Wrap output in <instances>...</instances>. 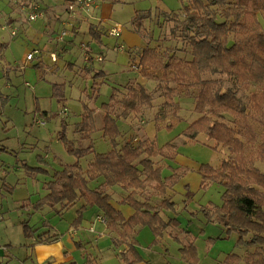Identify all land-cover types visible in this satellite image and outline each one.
<instances>
[{
    "label": "rangeland",
    "instance_id": "obj_1",
    "mask_svg": "<svg viewBox=\"0 0 264 264\" xmlns=\"http://www.w3.org/2000/svg\"><path fill=\"white\" fill-rule=\"evenodd\" d=\"M67 1L0 2V264H38L34 257L28 258L27 246L31 240L23 236L22 223L25 221L37 229L36 235L47 231L50 235L56 233L66 248H74L79 239L94 243V236L79 232L78 227V231L73 232L74 228L69 225V219L76 218L73 211L65 213L62 218L49 208L35 212L31 205L47 194L45 184L54 172L76 161L68 148L87 147L88 141H83L78 133L83 106L96 111L98 128L91 135L93 152L105 153L111 146L102 137L100 107L109 103L113 88L135 83L145 86L153 97V105L128 119H122L115 107L113 112L122 133L118 142L132 139L138 142L146 138H155L158 146L170 142L176 146L181 162L174 163L185 171L172 198L175 211L165 215L177 218L180 226L168 229L157 243H153L155 237L148 227L138 228L139 251L143 257L152 258L150 263L141 260L138 264H187L179 250L190 244L196 248L199 264H222L228 254L244 256L252 252L253 248L237 246V234H227L221 223H207L200 211L209 203L220 205L223 188L220 184H212L208 190L202 191L197 168L201 164L219 167L222 160L231 155L230 151L223 147L213 150L214 143L203 135L196 141L184 136V130L198 115L193 112V99L179 93L175 94V100L181 107V120L172 122L175 124L171 128L156 130L155 115L165 99V85L158 80L144 78L137 65V55L148 46L160 51L181 47L179 32L175 38L172 35L174 25L168 20L170 12H179L177 16L184 18L182 5L185 0H93L94 6L86 17L82 15L80 21L100 22L104 34L100 40L94 41L87 32V25L83 26L80 35L68 38L71 42L68 50L58 51L54 65L49 58L54 46L49 40L51 26L48 22L54 20V14L62 16L65 13ZM35 7L47 18V27L42 21H27ZM138 11L151 14V18L144 22L145 31L139 36L131 27V20ZM257 18L264 31V15L259 12ZM114 25L122 28V38L115 39L109 35ZM131 41L137 47L131 48ZM81 44L86 47L92 62L85 61V51H80ZM119 46L123 50H118ZM32 51L44 52L41 58L44 65L39 66L36 56L32 61H26L27 54ZM177 55L183 57L184 54L178 52ZM98 57L102 62L96 61ZM49 69L51 73L46 72ZM95 74L102 76L94 78ZM219 78L205 76L208 80ZM225 83L231 85L227 81ZM170 87L174 88V84ZM253 90L240 93L245 105H248V96ZM257 132L259 142L264 141V132L259 128ZM93 155H86L81 166L86 167ZM255 165L264 171L263 163L256 160ZM169 174L167 169L163 170V176ZM209 238L215 240L209 242ZM98 240L93 245L105 250L109 239L102 237ZM93 249L96 253V248ZM81 252L78 249L74 251V259L79 264L85 261H82ZM90 252L93 253L92 250ZM106 256L103 254L101 264H121V260ZM52 261L42 264H51Z\"/></svg>",
    "mask_w": 264,
    "mask_h": 264
},
{
    "label": "trees",
    "instance_id": "obj_2",
    "mask_svg": "<svg viewBox=\"0 0 264 264\" xmlns=\"http://www.w3.org/2000/svg\"><path fill=\"white\" fill-rule=\"evenodd\" d=\"M182 12L183 19L177 16L179 12H170L168 20L174 25L175 38L179 32L181 47L160 51L148 46L137 56L140 74L165 85L155 129L171 128L181 120L176 93L193 99V112L198 117L186 127L184 136L196 141L203 135L214 143L213 150L223 147L231 153L219 167L199 166L202 191L212 184L223 188L221 204L209 203L200 211L207 223L219 222L227 234H237V246L253 248L244 256L228 254L222 264H264V171L255 165L256 160L264 164V141L259 142L257 132L258 128L264 132V31L257 18L259 12L264 15V0H185ZM150 18L149 11L136 12L131 20L133 31L143 33L144 22ZM90 33L92 40L99 38L92 25ZM207 75L220 78L208 80ZM99 76L102 74L94 78ZM251 89L245 105L240 93ZM152 105L153 97L142 83L112 89L109 103L100 107L102 137L111 146L105 153L93 152L91 135L98 128L96 111L84 105L78 133L88 141L87 147L68 148L76 161L54 172L45 184L47 194L31 205L35 212L49 208L61 216L82 201L74 227L80 224L85 209L95 208L114 235L115 247L126 245V251L118 254L124 264L141 262L136 250L137 228L148 227L155 237L153 243H157L166 230L180 225L177 218L164 215L175 211L174 187L185 172L174 163L176 146L170 142L158 146L155 138L118 142L122 133L113 112L115 107L122 119H128ZM90 153L94 154L92 160L82 167L81 160ZM164 169L170 172L168 176H163ZM114 188L122 191L119 203L133 210L128 219L111 204ZM22 231L25 239L33 240L28 248L52 243L57 237L49 231L36 235L37 229L27 221L22 223ZM75 245L84 250L79 243ZM179 251L187 264H199L194 244ZM82 256L83 264H96L89 253Z\"/></svg>",
    "mask_w": 264,
    "mask_h": 264
},
{
    "label": "crops",
    "instance_id": "obj_3",
    "mask_svg": "<svg viewBox=\"0 0 264 264\" xmlns=\"http://www.w3.org/2000/svg\"><path fill=\"white\" fill-rule=\"evenodd\" d=\"M65 10H66V8H65ZM54 15H55L54 20H52V22H50V21L48 22V24H50V26H51V29H49L50 30L49 31V40H50V43L54 46V51L49 52V58H50L51 62H53L54 65L57 62V58H58V54H59L58 51L59 50L61 52L67 51L70 44H71V42L68 41L69 40L68 38L70 37V35H73L75 37L80 35L82 33L83 26L87 25V32L89 33V35L91 34L90 33V26L92 25L93 27L96 28V32H97L99 38L97 40H94V41L100 40V36H102L104 34L103 28H102L100 22L94 23V24L93 23H87L88 19L86 22L80 21L81 18L86 17V16H83V17H82V15L76 16L75 19H71L68 21L67 20L68 19L67 11H65V13H63L62 16H59L58 14H54ZM43 20H41V21L44 23V27L45 26L47 27V22H46L47 18L45 19V17L43 16ZM84 20H86V19H84ZM34 22H38V21H34ZM34 22H30V23H34ZM63 28L66 30V35H65L63 41L59 42L57 40V36ZM133 33H135V32H133ZM137 35L139 36V34H137ZM120 38H122V34H121ZM0 45H2V44H0ZM130 45H131V48L137 47V44L132 43V41H131ZM131 48H129V49H131ZM80 51L81 52L85 51V53L87 55L89 54V52L86 50V47L82 48V44L80 45ZM43 53H44L43 51H39L38 55H36V57H38L37 61L39 63V66L44 65L41 61ZM52 54L55 55V60L51 59ZM46 72L51 73L52 71L49 69ZM175 163L181 164V162L179 161V155L178 154H177V157L175 159ZM165 165H167V164H165ZM198 168H197V171H198ZM174 191L176 193V186L174 187ZM121 193H122V191H120L119 188H114V191L112 192L111 204L116 210H118L123 215V217L125 219H128L133 214V210L131 208H129L128 206L121 205L119 203V200L121 199ZM82 205H83L82 201L77 202L72 208H70L69 210L65 211L62 214V218L65 216V213H69V211H73V213L76 215L75 217L77 218V213H78L79 209L82 207ZM166 214L167 213H164V215H166ZM98 216H100V215L96 211L95 208H87L82 213V220H81L80 224L77 226L80 229L79 232H83L89 236H94V240H95L94 243H91L88 240L80 241V239L77 242H75V243H79L80 246H82V248L84 249L81 252L82 261L84 259L82 254H84L86 252L89 253L90 255H92L93 258H95L96 263L99 260L100 264L102 263V259L104 258L103 254L107 255L106 257H112V258L115 257L116 259L120 260L118 254L122 251H126V249H127L126 245L123 244V245H120L118 247H115V245L113 244V241H112V239L114 238V235L108 232V230L106 229V226H104L100 222H98V220H97ZM76 218L69 219L70 227L74 228L73 232L78 231L77 227L73 226V222L76 220ZM175 229H177V228H175ZM136 231H137V240H138V228L136 229ZM166 232H167V230L164 233L166 234ZM54 235L57 236L56 233H54ZM73 236H75V234ZM102 237L103 238L107 237L109 239V242L107 243V247L105 250H101L99 246L97 247V245H93V244H97L99 241L98 239H100ZM138 242H139V240H138ZM75 243H74V248L70 249V246H68V245H67L68 247L66 248L65 245L63 244V242L61 240L57 239V237H56V240L53 241L52 243L34 244L32 247L28 248L29 249L28 258H30V260H31V258L34 257L35 261L38 264H42V263L47 262L49 260H53L51 264H79L74 259V251L76 250ZM103 243H106V242H103ZM29 244H32V242ZM32 248H34L33 251H32ZM93 248H96L95 250H96L97 254L94 253ZM112 249H113V251H112ZM139 249H140V243L137 246L136 250H137L139 256L141 257V260H143L147 263H150L152 258L143 257L141 255ZM90 250H92L93 253H91ZM99 253H101V255H99ZM120 263L123 264V262H121V261H120ZM80 264H82V263H80Z\"/></svg>",
    "mask_w": 264,
    "mask_h": 264
},
{
    "label": "built area",
    "instance_id": "obj_4",
    "mask_svg": "<svg viewBox=\"0 0 264 264\" xmlns=\"http://www.w3.org/2000/svg\"><path fill=\"white\" fill-rule=\"evenodd\" d=\"M3 0H0V2ZM94 6L93 0H68L67 5H66V11L68 15V21L71 19H75L76 16H86L89 13V9ZM43 20V14L38 10L37 7H35V10L27 16V21L28 22H34V21H41ZM67 24V23H66ZM122 28L119 25H114L110 31L109 35L115 39H119L121 36ZM14 35L15 33L12 32ZM66 35V30L63 28L61 32L57 36V40L59 42H62L64 37ZM84 48V46H82ZM118 50H123L122 46L118 47ZM38 51H32L31 53L27 54L26 56V61H31L33 60L34 56L38 55ZM85 61L89 62L92 60L91 57H88V55L85 53ZM51 59L55 60V55H51ZM97 62H102V58L98 57L96 59ZM135 68V67H134ZM98 222H100L102 225L106 226V221L103 217L98 216L97 218Z\"/></svg>",
    "mask_w": 264,
    "mask_h": 264
}]
</instances>
